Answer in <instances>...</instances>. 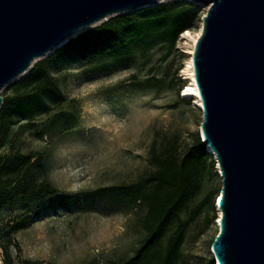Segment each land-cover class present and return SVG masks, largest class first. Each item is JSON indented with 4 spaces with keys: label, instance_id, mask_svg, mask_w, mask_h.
<instances>
[{
    "label": "rangeland",
    "instance_id": "rangeland-1",
    "mask_svg": "<svg viewBox=\"0 0 264 264\" xmlns=\"http://www.w3.org/2000/svg\"><path fill=\"white\" fill-rule=\"evenodd\" d=\"M175 1L181 0H163L157 5ZM195 5L200 15L197 27L189 36L183 32L170 52L162 41H154L135 47L127 59L109 58L51 70L67 103L16 124L0 148V155L14 150L25 155L43 153L45 163L37 172L38 179L49 181L58 190L56 196L31 209L34 223L13 235L16 246L10 253L14 264H119L133 255L144 236L134 215L112 211L98 199L88 203L84 195L148 175L154 142L175 138L183 152L192 146L197 133L201 137L203 112L194 99L183 95L192 83L191 53L208 11L207 6ZM149 78L158 83L149 85ZM178 91L190 103H177ZM213 159L219 175L214 155ZM222 186L220 176L205 171L202 188L185 215L188 218L201 206L187 231L178 264H208L213 257L211 245L218 228L217 208L214 211L212 206H216ZM63 197L72 200L56 210L50 207ZM42 205L49 209L37 215ZM13 214L10 209L0 213V227ZM0 259L4 261L1 246Z\"/></svg>",
    "mask_w": 264,
    "mask_h": 264
},
{
    "label": "water",
    "instance_id": "water-1",
    "mask_svg": "<svg viewBox=\"0 0 264 264\" xmlns=\"http://www.w3.org/2000/svg\"><path fill=\"white\" fill-rule=\"evenodd\" d=\"M161 1L0 0V92L77 33ZM191 1L208 7L192 57L201 138L223 185L212 255L264 264V0Z\"/></svg>",
    "mask_w": 264,
    "mask_h": 264
},
{
    "label": "trees",
    "instance_id": "trees-1",
    "mask_svg": "<svg viewBox=\"0 0 264 264\" xmlns=\"http://www.w3.org/2000/svg\"><path fill=\"white\" fill-rule=\"evenodd\" d=\"M200 21L199 7L187 0L168 2L118 15L86 30L57 48L47 59L37 62L27 75L8 86L0 109V148L11 128L32 119L37 112L51 113L68 101L57 83L52 69L74 65H90L104 59H127L134 48L162 41L172 51L181 34L193 30ZM168 53L164 56L167 57ZM149 85L158 80L149 78ZM157 82V83H156ZM190 103L177 93V103ZM197 133L192 146L181 152L177 139L154 142L150 148L152 171L132 183L111 185L84 201L98 199L112 211L134 215L144 233L131 257L119 264H178L191 222L199 205L186 218L191 203L197 198L208 170L214 171L213 154ZM41 152L23 154L14 150L0 155V213L10 209L11 219L0 227V246L5 264H14L10 248L16 246L13 235L29 228L35 220L33 207L56 196L58 190L47 180H39L37 172L44 167ZM81 198V196H78ZM78 198V203H80ZM72 198L63 197L50 207L66 206ZM215 211V204H213ZM44 213L49 206H40ZM12 213V212H10ZM211 257L208 264H214ZM26 264H38L26 261Z\"/></svg>",
    "mask_w": 264,
    "mask_h": 264
},
{
    "label": "bare ground",
    "instance_id": "bare-ground-1",
    "mask_svg": "<svg viewBox=\"0 0 264 264\" xmlns=\"http://www.w3.org/2000/svg\"><path fill=\"white\" fill-rule=\"evenodd\" d=\"M202 28H203V24L199 30V33H198V36L195 40V44L197 42V39L198 37L201 35V32H202ZM186 35H190V31H187L186 32ZM192 56H193V53H194V49H192ZM190 78H191V85L187 87V89H185L183 91V95H184V98H192L194 99V105L197 106L201 111H202V102H201V98H200V95H199V91H198V88H197V85H196V82H195V72H194V68H193V57L191 58V62H190ZM217 171L219 172V174H221V171H220V167H219V164L217 165ZM222 198V195L220 194L217 198H216V208H217V216H216V220H215V224L217 226V228L219 229V224L221 222V218H222V210L219 208V201L221 200ZM218 231V230H217ZM214 264H218V263H214Z\"/></svg>",
    "mask_w": 264,
    "mask_h": 264
},
{
    "label": "built area",
    "instance_id": "built-area-1",
    "mask_svg": "<svg viewBox=\"0 0 264 264\" xmlns=\"http://www.w3.org/2000/svg\"><path fill=\"white\" fill-rule=\"evenodd\" d=\"M0 264H4V261H1V259H0Z\"/></svg>",
    "mask_w": 264,
    "mask_h": 264
}]
</instances>
